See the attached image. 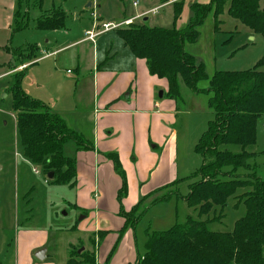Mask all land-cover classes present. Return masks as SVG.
Listing matches in <instances>:
<instances>
[{
	"label": "rangeland",
	"instance_id": "rangeland-1",
	"mask_svg": "<svg viewBox=\"0 0 264 264\" xmlns=\"http://www.w3.org/2000/svg\"><path fill=\"white\" fill-rule=\"evenodd\" d=\"M184 1L181 18L174 25L173 5L164 7L161 0H44V11L57 10L66 14L67 29L55 32L36 29V19L41 12L34 8V2H30L24 8L28 16L27 27L20 31L14 30L17 0H0V264H67L69 256L73 257L72 254L77 263L100 264L97 263L99 252L97 247L105 239V236L102 239L98 233L82 235L80 230L75 232L74 227L82 224L86 215L85 211L78 208V190L49 182L43 167L32 164L23 155L16 128V115L12 110V97L8 91L13 86L15 78L6 68L13 60V50L26 48L30 44H37L40 48L49 47L52 50L56 48V39L63 42L67 38L83 37L85 27L100 24L102 20H113L114 24L118 25L123 22L124 17H133L155 7L156 11L135 19L134 23L148 27L171 29L175 26L182 29L187 26L192 16L189 8L191 3L210 2V0ZM90 3L93 7L88 6ZM227 8L228 6L218 18L217 30L213 15L210 14L206 18L199 27L197 42L186 44L187 53L195 57L196 63L205 65L209 77L218 71H246L258 65L259 70L264 72V37L254 34L238 20L229 16ZM144 18L149 20L144 21ZM125 22L122 27L132 23ZM65 31L69 33L68 37ZM73 55L72 50L59 58L57 74L53 72L51 62L46 61L40 67L31 65L22 79V88L26 94L32 98H43L45 101L51 94L55 96L56 91L50 84L45 83L47 88L37 87L35 82L42 71L41 76L47 82L48 79H55V82L60 84L59 98L71 101L75 83L79 80L75 72L67 74V70L72 72L75 69L74 64L70 62ZM208 86V81L199 84L202 89H208ZM161 92L158 93L159 98ZM166 97L167 101H172L174 105L172 118L175 119L173 127L177 131L179 182L158 196L163 198L171 192L169 200L151 207L150 202L153 198L142 206L148 210L136 230L140 256L145 253L147 230H168L175 224H183L188 216L205 221L210 231L232 232L235 223L246 212L244 203L236 197L250 190L239 189L235 196L229 197L222 206H215L208 214L202 215L198 208L188 207L185 197L190 192V185L202 179L199 174L197 175L202 165V157L194 148L215 116L208 106L210 95L194 93L181 81L180 97L176 100L168 98L167 94ZM74 102L78 112L90 114L92 102L89 98L83 100V97L81 99L79 97ZM75 117L80 115L75 113ZM256 130V142L248 146L246 151L254 154L249 163L252 166L257 165L256 175L263 178L264 117L258 122ZM79 135L86 142L89 141L82 134ZM68 145L64 152L70 156L69 152L73 155L74 150L72 143ZM221 149H228L233 153L242 151L238 145H226ZM245 173L247 171L243 169L238 171L239 175ZM192 175L194 177H191ZM220 179L225 181L230 178ZM130 204L134 203H129V207ZM88 210L89 213L93 212V209ZM82 248L84 250L79 253ZM41 249H46L47 257L44 260L36 257V253ZM84 253L87 254L81 259L80 256ZM113 253V250H110L106 260L101 264H109Z\"/></svg>",
	"mask_w": 264,
	"mask_h": 264
},
{
	"label": "trees",
	"instance_id": "trees-1",
	"mask_svg": "<svg viewBox=\"0 0 264 264\" xmlns=\"http://www.w3.org/2000/svg\"><path fill=\"white\" fill-rule=\"evenodd\" d=\"M43 1L17 0L14 30L27 27L28 16L24 8L30 2H34V8L41 12L36 19V29H66V14L57 10L44 11ZM169 1L161 0V4ZM184 4V0L173 2L174 25L181 18ZM226 6L229 16L254 34L264 37V0L193 2L189 5L192 16L182 29L175 26L171 29L148 27L133 22L114 29L135 57L145 60L150 75L167 81L170 99L180 97V81L194 93L210 95L208 106L215 118L209 122L194 148L202 157V165L197 172L202 179L190 185V192L185 197L188 207L198 208L202 215L208 214L215 206H222L229 197L235 196L239 189L250 188L236 197L244 203L246 212L235 223L232 232L210 231L205 221L188 216L183 224H175L168 230H147L145 253L137 258L136 264H264V177L256 175L257 165L249 163L254 154L246 151L248 146L255 144L257 124L264 117V72L259 70L258 65L246 71H218L209 77L205 65L196 63L195 57L186 51V44L197 42L199 27L210 14L216 23L215 30L218 29V18ZM39 52L37 44L15 48L13 60L6 66L7 72L15 76L13 86L8 91L12 97V110L16 115L23 155L32 164L41 165L47 178L49 174H54L51 180L48 179L49 182L75 188L76 160L65 154V147L72 143L78 150H88L92 145L70 129L63 118L52 112L43 101L30 97L23 90L25 71L39 57ZM204 81H208V89L199 87ZM226 145H238L242 151L233 153L221 149ZM107 157L123 178L118 194L121 201L127 193L124 172L118 155L108 154ZM240 169L247 173L239 175ZM220 177L230 179L222 181ZM171 195L170 192L163 198H156L151 202V207L169 200ZM142 206L143 203L139 202L130 211L121 207L120 215L125 223L119 232V239L128 228L135 229L146 215L148 209ZM107 234L98 232L102 239ZM85 254L80 258L84 259ZM72 256H69L67 264H80Z\"/></svg>",
	"mask_w": 264,
	"mask_h": 264
},
{
	"label": "crops",
	"instance_id": "crops-1",
	"mask_svg": "<svg viewBox=\"0 0 264 264\" xmlns=\"http://www.w3.org/2000/svg\"><path fill=\"white\" fill-rule=\"evenodd\" d=\"M173 2L161 5L169 7ZM154 9L156 7L124 17L118 25H123L125 20L134 23ZM108 24L112 27L104 29L103 25ZM114 26L117 25L113 20H102L100 24L83 28V37L67 38L63 42L56 39L55 49L39 46L40 56L29 65L40 67L46 61L51 62L57 74L59 58L74 51L70 62L75 69L67 70V74L75 72L79 80L71 101L59 98L60 84L55 79L47 82L41 76L42 71L35 82L37 87L50 84L56 93L46 101L40 97L34 99L43 101L70 129L85 136L92 145L91 149L78 150L72 144L73 155L69 152L76 160L78 208L86 213L84 222L75 226V232L80 230L82 235L108 232L97 247V263H104L113 250L109 264H135L140 256L136 237L139 224L135 229L128 228L119 239L125 223L120 215L121 207L130 211L139 202L144 205L153 198L154 201L169 189L162 190L164 187L171 189L179 182L177 131L173 127V102L166 99L167 81L149 74L145 60L135 57L116 34ZM88 33L94 36L92 40ZM65 35L68 37L69 33L65 31ZM25 67L27 65L19 70ZM159 91L163 93L161 98ZM79 97L92 102L89 115L77 111L74 101ZM75 113L80 117H75ZM108 154L118 155L126 179L127 193L121 201L118 194L123 178ZM133 196L136 197L133 199ZM131 202L134 204L129 207ZM88 209L93 212L89 213Z\"/></svg>",
	"mask_w": 264,
	"mask_h": 264
},
{
	"label": "water",
	"instance_id": "water-1",
	"mask_svg": "<svg viewBox=\"0 0 264 264\" xmlns=\"http://www.w3.org/2000/svg\"><path fill=\"white\" fill-rule=\"evenodd\" d=\"M89 7L91 6V3L88 5ZM148 19L147 18H144V21H147ZM162 94L163 93H160V97H162ZM54 176L53 173L49 174L48 176V179H52ZM84 249L82 248L81 251H79V253H81ZM36 257L39 259V260H44L46 258V249H41L39 250L37 253H36Z\"/></svg>",
	"mask_w": 264,
	"mask_h": 264
},
{
	"label": "built area",
	"instance_id": "built-area-1",
	"mask_svg": "<svg viewBox=\"0 0 264 264\" xmlns=\"http://www.w3.org/2000/svg\"><path fill=\"white\" fill-rule=\"evenodd\" d=\"M154 11H156V9H154V10H152V12H154ZM129 22H132V21H127V22H125V24H129ZM120 25H117V26H114L115 28H117V27H119ZM109 27H112V25L111 24H108V25H103V28L104 29H108ZM88 38H90V39H93L94 38V36L92 35V33H88ZM69 73H70V71H69Z\"/></svg>",
	"mask_w": 264,
	"mask_h": 264
}]
</instances>
